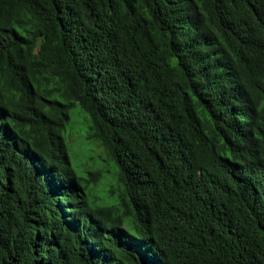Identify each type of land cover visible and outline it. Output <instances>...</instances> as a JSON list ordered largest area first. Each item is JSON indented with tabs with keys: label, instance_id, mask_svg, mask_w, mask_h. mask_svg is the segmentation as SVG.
I'll use <instances>...</instances> for the list:
<instances>
[{
	"label": "trees",
	"instance_id": "16d2710c",
	"mask_svg": "<svg viewBox=\"0 0 264 264\" xmlns=\"http://www.w3.org/2000/svg\"><path fill=\"white\" fill-rule=\"evenodd\" d=\"M0 264H264V0H0Z\"/></svg>",
	"mask_w": 264,
	"mask_h": 264
},
{
	"label": "rangeland",
	"instance_id": "374dc122",
	"mask_svg": "<svg viewBox=\"0 0 264 264\" xmlns=\"http://www.w3.org/2000/svg\"><path fill=\"white\" fill-rule=\"evenodd\" d=\"M78 108L72 111L71 119V139L67 141L68 149L70 150V158L72 163L77 167L79 174H85L90 171H101L102 174H112V168L104 161L101 149L95 144H84V133L87 123L85 121V115H81ZM81 112V111H80ZM84 129V131H83ZM79 131V133H77ZM103 183V182H101ZM103 184H99L95 187L94 192L104 195Z\"/></svg>",
	"mask_w": 264,
	"mask_h": 264
}]
</instances>
